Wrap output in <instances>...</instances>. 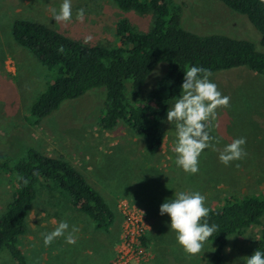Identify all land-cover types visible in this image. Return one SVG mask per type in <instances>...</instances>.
I'll list each match as a JSON object with an SVG mask.
<instances>
[{
	"label": "rangeland",
	"instance_id": "rangeland-1",
	"mask_svg": "<svg viewBox=\"0 0 264 264\" xmlns=\"http://www.w3.org/2000/svg\"><path fill=\"white\" fill-rule=\"evenodd\" d=\"M173 1L181 8L182 28L198 35L218 34L246 40L264 53L260 33L245 16L235 14L220 0ZM61 3L62 0H0V157L18 159L27 147L47 155L63 156L102 193L119 216L120 225L118 233L105 235L95 231L84 214L63 209L62 197L40 183L36 199L26 209V232L20 242L28 263L75 264L73 260H81L90 264L104 248L110 255L106 264H214L212 245H204L195 256L184 252L167 226V214L159 215V205L173 192L185 189L200 191L206 197L205 205L211 208L221 207L231 196L240 198L264 192V79H256L257 74L247 68L210 76L222 95L229 97V105L218 107L215 118L209 122L210 136L219 143L215 149L203 150L196 174L185 173L176 166L172 150L174 131L167 123H162L164 142L156 155L146 152L142 140L124 122L113 131L100 129L103 89L64 102L41 124H36L29 111L53 83L55 70L48 71L12 39L14 21L48 24L70 39L100 46L114 44L113 29L119 19H128L140 33L148 30L151 23L150 16L123 12L112 0H72V18L67 22L56 21L52 10H58ZM80 8L85 10L82 20L76 19ZM162 67L152 74L149 89L165 73ZM256 81L260 83L252 84ZM239 137L246 141L242 146L245 155L228 165L221 163L219 153L224 145ZM148 181L157 183L149 196L131 194ZM14 188L13 177L0 173V212ZM61 220L68 221L69 230L73 226L78 229L73 232L76 243L70 245L64 237H57L45 246L43 234L54 230ZM137 223L147 246L141 244L143 252L138 250L132 255L133 250L124 245L120 259L123 230L135 233ZM258 230L252 228L242 237L234 238L220 264H240V257L248 255L258 237ZM114 235H117L115 241ZM104 258L108 257L104 255ZM1 264L12 263L4 260Z\"/></svg>",
	"mask_w": 264,
	"mask_h": 264
},
{
	"label": "trees",
	"instance_id": "trees-1",
	"mask_svg": "<svg viewBox=\"0 0 264 264\" xmlns=\"http://www.w3.org/2000/svg\"><path fill=\"white\" fill-rule=\"evenodd\" d=\"M112 1L123 12L150 16L149 29L140 33L128 19H119L114 25L112 47L80 43L36 21L17 20L12 24V39L48 71L55 70L53 83L29 111L36 124H41L64 102L103 89L100 129L113 131L124 122L142 140L146 152L154 155L164 142L160 118L165 116L170 97L179 91L186 65H200L211 75L247 68L257 74L256 79H264V53L257 51L253 43L225 35H198L182 28L181 8L173 0ZM220 1L248 19L260 33L264 48V0ZM161 65L165 73L149 89L152 74ZM0 173L12 176L15 184L0 212V264L4 260L28 264L20 242L26 231V209L36 199L40 183L84 214L95 230L109 233L114 223V212L102 193L63 156L27 147L18 159L0 157ZM208 208L209 223L219 226L205 243L214 246V264L221 263L234 238L252 228L259 229L258 237L247 254L251 255L256 248L264 251V192L240 198L231 196L221 207ZM146 242L144 237L140 238L142 245L147 246Z\"/></svg>",
	"mask_w": 264,
	"mask_h": 264
},
{
	"label": "clouds",
	"instance_id": "clouds-1",
	"mask_svg": "<svg viewBox=\"0 0 264 264\" xmlns=\"http://www.w3.org/2000/svg\"><path fill=\"white\" fill-rule=\"evenodd\" d=\"M56 21L67 22L72 18V0H62L59 9H53ZM85 10L76 12V19L82 20ZM211 72L200 65L188 64L183 71L179 91L170 97L162 123H167L174 131L173 151L175 164L185 173L196 174L199 171V157L203 150L219 143L210 136L208 128L211 119L216 116L218 107L227 108L229 97L222 95L217 85L210 79ZM243 137L225 144L219 153L221 163L239 160L244 153ZM206 197L198 190L185 189L173 192L159 205V215L167 214L168 228L174 232L176 243L185 253L195 256L202 252L206 241L218 230L216 223H209V208L205 205ZM67 220H61L51 232L43 234L45 246L57 237H64L66 243L75 244L73 232ZM205 253V252H204ZM203 253V254H204ZM240 264H264V251L256 248L251 255L240 257Z\"/></svg>",
	"mask_w": 264,
	"mask_h": 264
},
{
	"label": "crops",
	"instance_id": "crops-1",
	"mask_svg": "<svg viewBox=\"0 0 264 264\" xmlns=\"http://www.w3.org/2000/svg\"><path fill=\"white\" fill-rule=\"evenodd\" d=\"M154 155H156V153L154 154ZM118 177H119V175H118ZM186 179V178H185ZM187 180H191V178H187ZM124 183V185L126 184L125 183V181L124 180H122ZM155 184H157L156 182H151V181H148V182H145V183H142V185L137 189V191H134L133 193H131L132 195H134V196H137V194H147L148 196L150 195V191L152 190V189H155ZM127 185H129L130 186V184L129 183H127ZM61 196V195H60ZM62 197V196H61ZM62 199L64 200L62 203H61V206L63 207V209H66L68 212H72V211H78V210H76L75 208H73L68 202H67V200L64 198V197H62ZM107 203V202H106ZM109 205V204H108ZM110 206V205H109ZM79 212V211H78ZM82 214V213H81ZM115 214V213H114ZM83 215V214H82ZM85 217V216H84ZM86 219H88L87 217H86ZM89 220V219H88ZM25 223H26V220H25ZM92 224V223H91ZM119 225H120V218H119V216H116V214H115V220H114V223H113V225H112V227H111V229H110V231H109V233H111V232H114V233H118L117 231H118V228H119ZM92 226H93V224H92ZM93 228H94V226H93ZM25 230H26V225H25ZM95 230V229H94ZM95 231H97V230H95ZM26 232V231H25ZM97 232H101V231H97ZM102 233H104V232H102ZM109 233H104L105 235H108ZM114 241L117 239V235H114ZM110 247H112V245H110L109 246V250L111 249ZM24 253V252H23ZM25 254V253H24ZM104 255H106L108 258L107 259H105L104 258ZM25 256H26V254H25ZM109 257H110V255H109V253H107V252H105V249L104 248H101V255H99L98 257H97V259L96 260H94V262L93 263H90V264H106V262L109 260ZM26 259H27V256H26ZM27 262H28V259H27ZM73 262H75V264H84V261L83 262H81V260H73ZM109 262V261H108ZM107 262V263H108ZM29 264V263H28ZM49 264H51L50 262H49Z\"/></svg>",
	"mask_w": 264,
	"mask_h": 264
},
{
	"label": "built area",
	"instance_id": "built-area-1",
	"mask_svg": "<svg viewBox=\"0 0 264 264\" xmlns=\"http://www.w3.org/2000/svg\"><path fill=\"white\" fill-rule=\"evenodd\" d=\"M126 222H127V220H126ZM126 222H125V225H126ZM137 226H138V228H137L138 230L135 233L131 232V231H126V229L124 228L123 237L121 235V240H120V244L122 243L120 250H119L120 253H122V251L124 250V245H126V248L133 250V251H131L132 255H135L138 250L143 252V249L141 248V243H140V238L143 236V230H139V224L138 223H137ZM122 241H124V242H122ZM119 245H118L117 249L119 248ZM119 255H120L119 258L123 259V253L119 254ZM116 263H118V260Z\"/></svg>",
	"mask_w": 264,
	"mask_h": 264
}]
</instances>
